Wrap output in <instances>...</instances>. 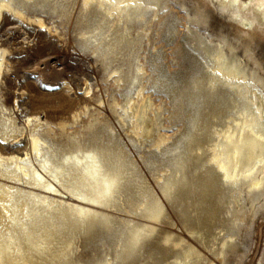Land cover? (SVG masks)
<instances>
[{
  "label": "rangeland",
  "instance_id": "rangeland-1",
  "mask_svg": "<svg viewBox=\"0 0 264 264\" xmlns=\"http://www.w3.org/2000/svg\"><path fill=\"white\" fill-rule=\"evenodd\" d=\"M80 2L42 0L30 6L27 11L32 17L45 19L48 27L43 30L34 22L25 24L12 12H7L1 28L2 32L11 29L17 38L13 58L25 70L45 68L43 63L58 52L55 44H62L81 73L75 83L87 100L55 108L56 102H65L51 91L62 85L45 92V97L33 91L29 97H11L23 89L16 81L2 92L10 108L18 103L20 123L30 113L44 116L55 111L70 117L75 110H85L82 120L74 124L79 132L76 138L44 137L43 151L33 163L39 169L49 166L51 172L60 168L57 178L69 186L74 171L86 162L75 167L77 158L94 157L102 170L115 176L109 200L114 206L107 209V219L78 226L61 209H41L43 193L10 175L0 180L13 187L0 209V246L16 243L24 256L15 259L19 264L25 259L23 264H203L201 258H214L221 242L235 236L236 246L227 248L220 264H264V202L246 217L241 230L234 227V185L225 182L209 161L211 147L221 142L216 131L248 109L244 99L214 75L210 57L223 36L233 39L237 16L223 7L222 0H161L157 14L148 10L138 18L133 15L128 30L124 31L125 25L118 31L94 10L82 12ZM242 2L236 11L252 19L248 31L255 37L252 49L263 72L264 28L251 9L254 0L236 1ZM197 5L207 12V19ZM49 28L54 34L51 40L44 33H51ZM64 72L62 79L72 74ZM117 75L122 79L116 80ZM88 82L90 94L84 92ZM141 87L146 101L154 103L156 116L148 132L136 135L131 114L120 106H128ZM114 101L119 103L117 111L111 109ZM38 103L46 109H39ZM74 125L68 132L75 130ZM9 131L0 123L1 148L14 137L2 138ZM25 148L22 138L14 150ZM156 211L160 214L154 220L151 214Z\"/></svg>",
  "mask_w": 264,
  "mask_h": 264
},
{
  "label": "bare ground",
  "instance_id": "bare-ground-1",
  "mask_svg": "<svg viewBox=\"0 0 264 264\" xmlns=\"http://www.w3.org/2000/svg\"><path fill=\"white\" fill-rule=\"evenodd\" d=\"M40 1L42 0H21L20 5H16V0H0V123H3L10 130V134L2 135L3 139H8L12 134L14 135L10 143L3 144V148L0 147V180L12 175L16 180L30 186L32 190L43 193L39 203L41 209H61L67 217L73 216V220L78 226L90 225L91 223L94 224L93 222L96 220L107 219V209H112L114 206L109 203L116 186L114 174L108 170H102L92 156L86 159L77 158L76 162L74 161L75 167L82 165L84 160L86 162L79 171H74V174H76L72 177L74 183L66 186L68 181L63 182L57 178L58 173L56 171H59L60 168H56L51 172L49 166L43 164L39 169L33 163L43 151L46 143L44 137L50 139L58 136L76 138L79 132L74 124L78 120L79 122L82 120L81 115L83 114L81 113L85 110L79 108L80 110H75L70 117L62 116L55 113V111H46L44 116L40 112L30 113L27 116L28 119L20 123L16 121L19 118L17 116L18 103L15 101L10 108L8 106L9 99L4 97L5 93L2 92L3 89L11 88L12 83L15 81L23 89L20 88L21 91L12 93L11 97L13 96V98L29 97L32 91L43 96L46 95L45 92L62 85L61 89L59 88L56 92L51 91L53 97L64 98L65 102H56L57 104H54L55 108L62 106V104H65V108H67V106L73 105L79 100H87L85 94L77 90L79 83H75L80 79L81 73L69 61L72 55L62 44H55L58 52L43 63L45 68L33 69V71L25 70L13 58L14 54L18 52L16 50L17 38L12 35L11 29L2 32L1 23L8 18L7 12H12L16 18L25 22V24L34 22L39 30H43V28L48 27L45 19L41 16L32 17L30 12L27 11L30 6L36 5ZM160 1L81 0L80 8L82 12L91 9L101 14L102 18L107 19L118 31L126 25V28H124V31H126L129 28L127 26L128 20H131L133 15L134 18H138L148 10H152L154 14H157ZM236 1L222 0L223 7L232 15L237 16L239 26L235 28L233 39L223 35L222 38L221 35L217 36L221 40L213 49V53H210V57L213 61L212 70L214 75L221 77L231 87L236 97L244 99L248 109L240 110L237 117H234L225 127L216 131L221 142L211 147L209 161L220 172L225 182L234 185L235 194L233 198L235 205L233 206L231 219L234 227L241 230L240 227L246 217L252 214L259 204L264 202V71L260 70L259 61L252 49L255 37L253 33L248 31L252 19L246 17L247 14L246 16L239 15V12L237 14L236 9L240 8L244 2L239 4ZM197 7L201 16L207 19V12L200 5H197ZM251 9L256 12L255 18H258L264 28V0H254ZM49 29L51 33L47 34L46 31L44 33L51 40L54 38V34L52 33L53 30ZM16 32L19 33L18 30ZM58 35L56 36L60 38L61 34L58 33ZM212 46L214 47V45ZM139 70L144 73L143 67ZM64 71L72 72L69 78H61ZM69 79H74V81ZM120 79H122L121 76L116 78V80ZM30 86L32 90H28L27 87ZM91 89L88 82L84 92ZM88 94L90 93L88 92ZM2 97L4 98L2 99ZM118 105L119 103L114 101L111 109L117 111L116 106ZM15 106L17 107L16 110ZM37 106L39 109H46L41 103H38ZM85 108L88 110L87 104ZM96 108L98 107L96 106ZM120 108L125 114H131L132 130L136 135L148 132L151 124L155 123V105L153 102L146 101V95L143 93L142 87L137 92L136 98L130 100L128 106H120ZM95 120L99 121L97 118ZM73 125L75 130L68 132L69 128H73ZM22 138L25 139L28 148L18 152L14 149L21 144ZM30 163L31 166H29ZM54 181H57L60 187ZM81 181L83 183H79ZM11 188L13 187L9 184L0 181V209L6 206L7 199L12 194ZM46 200L47 203L44 205ZM52 205L54 206L52 207ZM159 214V211H156L151 214V218L157 220ZM235 240V236L224 239L218 252L214 254V258H201L203 264H220V262L225 261L227 248H234L237 243ZM16 246V243L13 244L12 242L0 246V264H19V260L16 261L15 259H22L24 256L22 255L23 250ZM186 258L188 257L186 256ZM25 262L26 259L22 261V264ZM178 264L187 263L179 261Z\"/></svg>",
  "mask_w": 264,
  "mask_h": 264
}]
</instances>
